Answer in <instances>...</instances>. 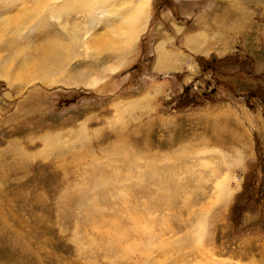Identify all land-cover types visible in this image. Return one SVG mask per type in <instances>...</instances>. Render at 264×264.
I'll list each match as a JSON object with an SVG mask.
<instances>
[{
  "label": "rangeland",
  "instance_id": "374dc122",
  "mask_svg": "<svg viewBox=\"0 0 264 264\" xmlns=\"http://www.w3.org/2000/svg\"><path fill=\"white\" fill-rule=\"evenodd\" d=\"M135 1L0 0V264H264V0Z\"/></svg>",
  "mask_w": 264,
  "mask_h": 264
},
{
  "label": "bare ground",
  "instance_id": "6f19581e",
  "mask_svg": "<svg viewBox=\"0 0 264 264\" xmlns=\"http://www.w3.org/2000/svg\"><path fill=\"white\" fill-rule=\"evenodd\" d=\"M150 3H151V0H137L135 2H131L130 6L126 8L125 10H121V9L117 10L114 15L115 19L112 18L110 20V25L114 24V26L111 27L112 29V33H110L111 37L98 38V40H96L94 44V47L97 48V50L98 49L99 50L111 49L112 51H115V50L119 51L120 48H124L125 50H128L127 47L130 48L131 46H134L136 40L139 39V36L145 30L143 29L146 23L145 21L150 18L149 16ZM76 4H79V3H76ZM114 30H117L115 31L117 33L113 34ZM112 34L115 36H112ZM55 44L54 45L56 47L59 44V46L62 47V50L63 49L70 50V48L66 47L64 44L62 45L60 43L58 44L55 43ZM55 46H51V48L53 47L54 49H56ZM52 56L54 55H50L49 57H52ZM172 56L168 54V52L162 51L159 56L158 67L159 66L161 68L164 67V68H167V70L173 67L175 62L171 61V60L174 61V58ZM168 60L170 62L167 64L166 61ZM223 188H224L223 184L220 185V190Z\"/></svg>",
  "mask_w": 264,
  "mask_h": 264
}]
</instances>
